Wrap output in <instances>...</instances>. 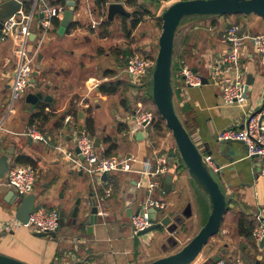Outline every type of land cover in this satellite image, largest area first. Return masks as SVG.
I'll return each instance as SVG.
<instances>
[{
    "label": "crops",
    "instance_id": "crops-1",
    "mask_svg": "<svg viewBox=\"0 0 264 264\" xmlns=\"http://www.w3.org/2000/svg\"><path fill=\"white\" fill-rule=\"evenodd\" d=\"M47 1L53 5L66 4L67 9L69 8L68 1L75 2L74 19L71 23L76 22L77 24L69 28L70 23L64 35L68 36L76 31L78 33L85 31L86 35L90 33L87 42L94 45L96 50L92 57L81 63V70L86 68L81 77V73L73 66V62L63 57L62 51H59L63 42L56 41L55 45H51L55 37L64 36L58 35L55 31L60 24L52 25L39 48L36 40L40 39L41 34L34 25L33 30L36 33L33 39L34 37L36 39L32 41L33 46L30 44V49L33 52L37 50L36 68L38 69L33 76L35 82H31L27 91L22 95L24 101H20L17 106L14 103L10 110L11 87L16 64L15 47L11 40L0 38V148L13 151L10 155L9 167L24 164L18 161L19 156L33 159L38 169L33 192L36 195L35 205L44 204L46 208L58 210L64 208L65 215L70 217L77 199H84L92 193L90 188L86 189L87 182L84 172L74 169L70 158L65 153H77L76 140L79 136L80 124H83L84 131L93 138L97 136L102 138L101 147H97L101 155L136 158L138 161L132 163L135 169L142 168V161L147 158L153 159L168 155L170 159L175 155L174 152L163 153L164 149L157 142L159 136L155 132L150 131L148 142L143 141L146 136L143 139L136 138L139 130L133 127L136 124L137 114L152 110L156 114V121L153 124L160 120V114L151 96V75L144 84H136L127 73V69L125 71L129 57L135 53L132 52L129 44L133 46L134 41L140 42V40L136 38L133 42L125 44L120 55L117 52L112 58L108 52L107 54L104 52L106 46L113 42L111 38L113 27L119 28L121 32L119 42L132 39L141 30L144 20L154 17L160 21L161 7L164 2L159 0L160 4L155 7L154 1L156 0H106L101 8L97 0ZM31 2L32 0H26L24 4L29 6ZM111 2H122L133 13L141 7L143 10H149L151 14L145 15L132 32L131 37H127L124 20H128L127 26L129 27L131 19L117 14L114 23L108 21L107 6ZM159 9L160 13L157 12ZM235 16L242 18L239 24L243 33L264 35V19L260 16L256 14L234 15V18ZM62 17L59 18V22ZM202 18L201 21L186 23L188 20L197 18L187 19L180 24L175 36L173 56V67L176 63L179 64V68L173 69L172 77L175 75L179 85L180 69L183 64H186L193 70L196 69L199 75L206 77L208 83L197 87H187L186 95L174 89V101L178 115L195 143L204 155H212L220 165L217 178H220L219 182L231 202L218 233L221 238L219 239L217 235L219 240L213 243L207 251H203L192 264H207L208 259L215 258V256H219L215 262L225 260L227 264H232L237 257L243 259L246 264H264V247H261L260 242L252 236L255 216L261 214L264 218V175L258 171L259 160L256 162L255 157H248L245 145L238 142L224 147V152L235 151V155L230 160L231 156L219 154L221 144L216 139L219 131L230 126L243 125L246 112L256 110L264 103V52L257 51L252 40L246 41L241 52V65L245 72V80L248 74L253 77L252 85L248 89V97L243 103H224L221 90L213 82L211 74L218 56L224 54L229 48V44L225 42L226 30L224 32L221 29L223 23L227 24V18L224 16ZM93 21L98 22L97 26H92ZM150 30L152 34L157 33V25L152 26ZM179 37L182 38L181 43H179ZM146 40L147 37L141 42L147 43ZM46 48H50L48 49L50 51H44ZM149 52L145 56L156 59L157 53ZM39 54L42 55L40 59ZM139 55L142 54L139 53ZM114 58L119 61L116 62ZM117 84V91L111 92L112 85ZM38 92H43L44 97L48 96L49 99H39L33 109L32 103L27 101V96ZM38 104L47 105L48 120L44 123L38 121L31 124V117L38 111V108L36 109ZM80 115L83 116L80 117ZM68 116H71V121H66ZM88 119L93 120V130L87 126ZM31 127L42 131L46 140L35 141L28 136L26 132ZM166 134L172 135L171 131ZM111 145H115V149L107 155L106 151ZM171 153L174 155L170 156ZM152 155L155 156L152 157ZM118 172L122 173L118 175L122 178L121 182L115 179L116 174L113 176L108 174L107 179L100 176L96 183V186H99L98 198L102 200L106 197L103 203L109 207L103 213L106 225H96L94 234H73L66 229H61L58 236L53 238L37 236L35 231H28V229L12 230L8 234L0 231V253L29 264H146L180 250L207 221L209 214L207 199L195 188L194 181L189 177L186 169L181 171L175 165H170L167 174L174 176L176 185V191L170 194L174 195L180 189L185 188L188 192L187 197L174 204L166 200L170 194L162 197L160 189L154 193V197L166 202V208H168L162 210L165 211L164 215L171 211L170 207H174L181 214L185 211L182 224H178L177 230L174 233L167 230L168 235L175 236L180 229H186V232H183L184 240L180 241L181 246L177 238L176 244L169 245L168 249L164 241L166 236L155 243L152 241L153 237L151 239L148 234L143 237L134 236L130 221L124 218L127 214L130 218L137 206L142 205V201H139L142 189L131 185L134 180L137 181L139 174L135 171ZM11 190L14 189L6 183L5 177L2 178L0 180V222L13 212L15 218L16 210L22 201V197L15 191L17 198L9 195ZM145 194L147 196V192ZM136 196L137 203L129 207L128 205ZM132 208L135 209L134 212H130ZM164 215L160 217L158 213L159 218H163ZM189 220L193 222L188 227ZM35 242H40L41 247L33 248L32 244ZM89 254L96 256L81 263Z\"/></svg>",
    "mask_w": 264,
    "mask_h": 264
},
{
    "label": "built area",
    "instance_id": "built-area-1",
    "mask_svg": "<svg viewBox=\"0 0 264 264\" xmlns=\"http://www.w3.org/2000/svg\"><path fill=\"white\" fill-rule=\"evenodd\" d=\"M66 9V4L53 5L47 0H32L28 7L25 6L24 2H21L19 10L4 22L1 39L11 40L14 43L16 57L10 110L15 101L27 91L36 71L37 50L33 52L30 49V43L36 39L35 37L33 39L36 33L33 26L36 25L41 34L40 39L36 40L39 48L52 28L54 19L61 18ZM97 24V21H93L92 26L95 27ZM225 37L229 48L216 59L211 78L220 88L224 103H243L246 101L247 84L245 72L241 65L242 48L247 40H252L257 51L264 52V35H247L242 32L239 23H233L228 25ZM155 62L156 59L153 57L134 53L128 59L127 73L134 83L144 84L150 77ZM201 85H203L202 76L195 72L192 67L183 64L180 69L178 90L184 94L187 87ZM261 107L246 112L243 125L239 127L230 126L219 131L216 139L217 141H242L246 147L247 156L259 160L258 171L264 175V104ZM135 117V121L145 129L156 121V114L152 110H146ZM66 121H71V116H68ZM26 134L35 141L46 140L44 133L36 127L29 128ZM76 147L79 149L77 153L65 152L76 170L96 173L99 177L115 171H135L139 174L136 186L147 192V200L141 205L139 211L131 216L130 224L134 236L143 237V235H147L149 232L143 235L140 232L154 224L155 221L151 217L152 210L155 209L158 215L160 211L166 208V202L154 197V193L160 189V184L169 171V156L147 158L142 161V168L135 169L132 163L138 161L136 158L101 155L94 145L93 136L86 131L77 137ZM204 160L214 172H219L220 167L212 155H204ZM37 174L38 169L33 165H14L8 168L5 180L17 195L27 196L34 192ZM107 192L109 194L110 191ZM59 219L60 211L58 209L35 205L27 223L19 219L6 223L0 222V231H12L14 228L25 226L33 231L49 233L58 229L60 226ZM156 221H160V218H157ZM252 236L259 242L264 237V218L261 214L255 216ZM215 264L227 263L225 260H220ZM232 264H246V262L237 257Z\"/></svg>",
    "mask_w": 264,
    "mask_h": 264
},
{
    "label": "water",
    "instance_id": "water-1",
    "mask_svg": "<svg viewBox=\"0 0 264 264\" xmlns=\"http://www.w3.org/2000/svg\"><path fill=\"white\" fill-rule=\"evenodd\" d=\"M26 0H1L0 2V38L4 22L10 18L21 7V2ZM74 1H68L69 8L65 11L60 26L55 31L58 35H64L71 20L74 19ZM122 14L128 19H132L133 12L128 10L122 2H111L107 6V19L114 23L115 16ZM256 14L264 19V0H178L171 5L167 6L162 13V31L158 40V52L156 62L151 74L152 81V100L160 116L164 119L167 127L171 130L172 136L176 143L182 164L189 173V177L194 181L195 188L207 199L209 214L207 221L200 228L197 234L187 242L180 250L159 257L146 264H192L203 253L205 247L209 244L210 240L214 238L221 230L222 222L226 212L228 211L230 197L222 188L216 174L209 167L204 160V154L198 145L195 143L190 132L182 122L176 110L174 101V87H173V56L175 51V36L179 29L180 24L187 19L202 18L211 16H225V15H251ZM39 54V59L41 58ZM197 72L196 69H194ZM35 82L34 79L31 81ZM253 77L251 74L247 75L246 79V92L245 97H248L249 86L252 85ZM202 83H208V79L202 76ZM49 99L44 97L43 92H38L34 95H28L27 101L31 102L33 109L39 99ZM264 104V103H263ZM263 104L261 106H263ZM262 108V107H261ZM81 114L82 111H81ZM83 115H80L82 117ZM136 118V117H135ZM78 135L84 131L83 124L78 127ZM144 132L139 130L136 134L137 139H143ZM220 146L219 154L223 156L235 155V151L224 152L226 145H231L234 142L242 143V141H218ZM94 145L101 147L102 138L95 137ZM76 151L79 149L76 147ZM0 178H4L10 165V155L13 151L4 150L0 148ZM208 153H211L208 151ZM174 154L171 153L170 156ZM180 166V164H178ZM219 167L220 165L217 164ZM103 179L108 178V174L102 175ZM132 186L137 188L136 181L131 183ZM162 197H166L170 193L176 191L175 178L173 175L167 174L160 184ZM9 195L15 196L14 190L9 192ZM22 201L16 210V218L24 223L28 222L29 216L32 213L35 203L36 195L31 193L27 196H21ZM8 199V198H7ZM137 196L131 201L130 206L137 203ZM102 200L98 198L96 193L92 192L86 198H79L75 203V207L70 217L65 215V209L61 208L60 211V226L53 232H39L35 231L37 236H51L56 238L61 229H66L75 234H94V227L97 225H106L104 210L108 209V205H104ZM101 201V202H100ZM39 203V201H38ZM128 206H125L128 208ZM141 206H137L135 213L139 211ZM168 208V207H167ZM165 208V209H167ZM185 212V211H184ZM183 212V214H184ZM183 214H175V211H168L160 221H156L158 217L156 210L153 209L151 213L152 219L155 221L152 226L140 232L146 234L156 228L165 227L170 233L177 230L178 224H182ZM79 236V235H78ZM172 236V235H171ZM77 241V239H76ZM87 241V240H86ZM169 245L176 244V237L172 236L168 239ZM260 246L264 247V237L260 241ZM95 254H89L85 260L86 262ZM219 256L210 258L207 264H215ZM0 264H29L19 259L4 255L0 253Z\"/></svg>",
    "mask_w": 264,
    "mask_h": 264
},
{
    "label": "rangeland",
    "instance_id": "rangeland-1",
    "mask_svg": "<svg viewBox=\"0 0 264 264\" xmlns=\"http://www.w3.org/2000/svg\"><path fill=\"white\" fill-rule=\"evenodd\" d=\"M175 1H177V0H163L162 3L163 2L164 3H163V7H161V14L163 13L164 9L167 6L171 5ZM159 4H160L159 0L154 1V6L155 7H158ZM157 12L160 13V9ZM221 17H223V16H221ZM226 18H227L226 22H227L228 25L233 24V23H241V19H242V18H238L237 16H235V18H234V15L228 16ZM202 19L203 18L192 19V20H188L186 23L191 22V21H195V20L201 21ZM227 24L223 23V25L221 27V29L224 32H225V30L227 28ZM154 25H157V29L158 30H157V33L155 32V33L152 34L150 28L152 26H154ZM112 29H113V32H112L111 38H112L113 42L110 45H107L106 49H104V52L105 53L108 52V55H110L111 58L117 52H118V55H120L122 47L125 44H129L130 41L133 42L136 38H138L140 40V42L139 41H134L133 42V44H134L133 46H131V44H129L130 45V49H132V52L134 51L135 53L136 52L138 54L140 53L143 56H145L148 53H150L149 51H153L155 53L158 52V48H159L158 40H159L161 31H162V25H160V21H159L158 18L155 19L154 17H152V18H148L147 20H144L143 24L141 26V30H139V32H137L135 37H133L132 39H129V40H121V42H119V39L121 37V32L119 31V28L116 29L115 27H113ZM85 33H86L85 31H83V33H81V32L78 33L76 31V32L71 33V35H68V36L64 35V36H62V38L55 37V41L51 43V45H55L57 43L56 41H58V43L63 42V45H62V47H60L59 51L60 52L62 51L63 57H67L68 59H70L73 62V66H75V68L78 70V72L81 73L80 74L81 77H83V72L86 71V68L83 71L81 70V63L83 61H86L87 58L92 57V55H94L93 53L96 50L94 45H92V44L87 42V39L89 38L90 33H88L89 35H86ZM145 37H147L146 41H147L148 44L141 42V40L144 41ZM179 39H180L179 43H181L182 38L179 37ZM225 42H226V40H225ZM226 43H228V42H226ZM30 44H31V46H33L32 43H30ZM58 46H60V45L58 44ZM131 47H133V48H131ZM50 48H51V46H50ZM50 48H46L44 51H50V50H48ZM147 48H150L151 50H148ZM118 61L119 60H116V62H118ZM36 69H38V67ZM126 69H127V66H125V71H126ZM36 78H38V76H36ZM177 83H178L177 82V78L174 75V77H173V86H174L175 90L178 89V84ZM186 93H187V91H185L184 94L186 95ZM23 97L24 96H21L15 101V105L16 106H17V104H19L20 101L21 102L24 101ZM159 117H160V115H159ZM101 122H103V121H101ZM37 126H39V125L37 124ZM154 126H155V124H152L148 128L145 129L143 126L139 125L136 122V124H134L133 128L138 129V130H140V129L141 130H145L146 131L145 132V136L146 137H145V139L143 141L144 142H148L149 139H150V137H149L150 131H152L153 133L154 132L156 133V131L154 129H152V128H154ZM122 138H124V137H122ZM122 140H124V139H122ZM157 142L163 147V149H164L163 153L164 154H169L170 152H174L175 153L174 157L169 159L170 165H175V167H178L179 169H181V171H184L185 167H182L183 164H182V161H181V158H180V155H179V152H178V149H177V146H176V143L174 141L173 136L171 134H169V135L166 134L165 136L161 135L157 139ZM121 143H123V142H121ZM154 156L155 155H152V157H154ZM178 161H179L180 166H178V164H177ZM256 162H258L257 158H256ZM119 174H122V173L118 172V171H115V172L109 173V176L115 175V179L117 178L118 179L117 181L121 182L122 178H121V176H118ZM84 175H85V179H86V182H87L86 183V185H87L86 189L90 188L91 192H94V193H96V195H98L97 193L99 191V188H98L99 186H96V183L99 181V175L96 174V173L92 174V173H89V172H84ZM216 175H217V177H219L218 173H216ZM181 179H182V177H181ZM218 179L220 181V178H218ZM0 180H2V178ZM192 187H194V186L192 185ZM145 192H146L145 190L144 191L140 190V194L141 195H140L139 201L140 202L142 201V204L145 203L146 200H147V196H146ZM187 193H188L187 189L183 188V189H180L178 192H176L174 195L170 194L169 197L166 198V200L168 202H172L174 204H177V202L179 200H182L185 197H187ZM102 202L105 203L104 200ZM107 202H108V199H107ZM43 206H44V204H43ZM170 208H171V210L174 209V207H170ZM134 210L135 209L132 208L130 210V212H134ZM174 211H175L176 215L179 214V212L176 209H174ZM164 213H165V211H160L159 212V216L162 217L164 215ZM128 217H129V215L127 214L125 216L124 220H126V221L128 220V221L131 222V217L130 218H128ZM15 219H16V217L14 218V212H13L8 217L2 219L1 222H4V223L11 222V221H14ZM192 222H193L192 220L188 221V227H189L190 223H192ZM20 229H28V231H33L31 228H28V227H25V226H20L18 228H14L13 230L21 231ZM184 231L186 232V229H180V231L178 233H176L175 236H174V237H176L178 239L179 243H180L181 240H184V233H183ZM4 233L8 234V233H10V231H5ZM168 233L169 232L167 231V229L165 227H159V228H156V229L150 231L148 233V235L151 236V239L153 237L152 241H154V243L158 239H161L162 237L166 236L167 238H164V241H165V244H167L166 248L168 247V249H169L170 247H169L168 239L170 237H172V236L168 235ZM217 235H219V239H220L221 235L220 234H217ZM217 235L210 240L209 244L206 246L204 251H207L212 246L213 243H216V241L219 240V239H217L218 238ZM181 244L182 243H180V246H181ZM32 247L33 248H40L41 247L40 242L33 243ZM176 249H177V247H176ZM24 262H26V261H24Z\"/></svg>",
    "mask_w": 264,
    "mask_h": 264
},
{
    "label": "trees",
    "instance_id": "trees-1",
    "mask_svg": "<svg viewBox=\"0 0 264 264\" xmlns=\"http://www.w3.org/2000/svg\"><path fill=\"white\" fill-rule=\"evenodd\" d=\"M97 3L102 8V6L105 5L106 0H97ZM149 14H151V12L149 10H143L141 7H139L136 11H134L133 18L129 21V27L127 26V24H128L127 21L128 20L125 19L124 20V25H125V28H126V30H125L126 31V36L127 37H131L132 32L137 28L138 24L143 20L144 16L145 15H149ZM228 16H231V15H225L224 17H228ZM238 16H243V15H238ZM159 18H160V25H162V14H161V16ZM53 23L55 25H59L60 24L59 19H54ZM76 24H77L76 22L71 23L69 28L75 26ZM69 30L70 29H68V31ZM178 65L179 64L174 63L173 69L177 70L179 68ZM117 88H118V84L117 85H112L110 90H111V92L115 93L117 91ZM46 107H47L46 104H43V105L38 104V105H36V109L38 108V111L32 115L31 124H35L38 121H42L44 123V122H46L48 120L49 113H46ZM87 126H88V128L90 130H93V120L92 119H88L87 120ZM154 129L156 130V133H157L158 136H161V135L165 136V134L167 132L171 131L167 127L164 119L161 116H160V120L157 121V123L155 124ZM106 140L109 141L111 139H106ZM113 149H115V145H111L109 147V149L106 151V154L107 155L111 154ZM18 161H20V162H22L24 164H31L33 166H36L34 164L33 159H31L30 157H27V156H19L18 157ZM241 225L242 226L244 225L243 221L241 222Z\"/></svg>",
    "mask_w": 264,
    "mask_h": 264
}]
</instances>
